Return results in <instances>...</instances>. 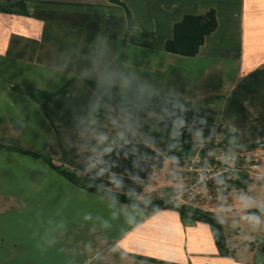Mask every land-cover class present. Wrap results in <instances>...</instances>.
<instances>
[{
	"label": "crops",
	"instance_id": "crops-1",
	"mask_svg": "<svg viewBox=\"0 0 264 264\" xmlns=\"http://www.w3.org/2000/svg\"><path fill=\"white\" fill-rule=\"evenodd\" d=\"M211 11L216 28L195 57L165 51L185 17ZM73 54L107 67L90 77L57 65ZM205 126L240 144L264 138V0H0V264H264L256 251L220 258L206 224L87 193L36 157L82 175L116 144L160 152ZM172 166L138 200L169 203ZM248 184L234 204L251 216L264 192ZM219 210L202 211L235 250Z\"/></svg>",
	"mask_w": 264,
	"mask_h": 264
},
{
	"label": "trees",
	"instance_id": "trees-1",
	"mask_svg": "<svg viewBox=\"0 0 264 264\" xmlns=\"http://www.w3.org/2000/svg\"><path fill=\"white\" fill-rule=\"evenodd\" d=\"M116 3V0H109ZM22 9V5H18ZM216 28L214 13L211 11L202 17H185L182 22L175 26L174 36L170 43L165 46L167 53L192 58L198 53L204 39ZM26 93L36 101V97ZM44 96V95H41ZM45 101H50L52 95H45ZM216 126L188 127L181 129L163 151H154L140 144H116L111 150L103 151L89 171L82 175L67 172L62 166H55L48 156L38 155L58 175L68 181L74 187L87 193L115 201L127 206L137 207L149 212L159 210L175 211L182 224L191 223L206 224L213 237V241L220 258H232V251L226 245L222 226L211 214L200 212L186 205H172L166 202L148 203L138 200L148 182L155 172L164 167L166 161H173L181 156L191 155L192 147L190 139L203 133H211ZM228 143L238 144L226 133ZM63 160V156H61ZM103 169V174H101ZM249 183L243 179L237 186L239 189ZM255 217H264V209L248 212ZM251 249L264 256V239L250 245Z\"/></svg>",
	"mask_w": 264,
	"mask_h": 264
},
{
	"label": "built area",
	"instance_id": "built-area-1",
	"mask_svg": "<svg viewBox=\"0 0 264 264\" xmlns=\"http://www.w3.org/2000/svg\"><path fill=\"white\" fill-rule=\"evenodd\" d=\"M191 155L173 160L172 175L183 194L171 198L170 204L186 205L196 209V192L209 197L211 207L216 209L221 201L219 193L228 196L237 192L243 179L264 178V138L247 144H232L226 140V132L216 127L211 133L196 135L190 139ZM175 165V166H174ZM214 192L217 197L210 196ZM229 197L223 198L225 203ZM207 206V203H205Z\"/></svg>",
	"mask_w": 264,
	"mask_h": 264
},
{
	"label": "rangeland",
	"instance_id": "rangeland-1",
	"mask_svg": "<svg viewBox=\"0 0 264 264\" xmlns=\"http://www.w3.org/2000/svg\"><path fill=\"white\" fill-rule=\"evenodd\" d=\"M67 56H69V55H67ZM72 57H75L74 62H71L72 64L70 62L65 61L64 59L60 58V59H58L57 65L68 68V69L70 68L76 74H80V75L84 74V75H87L90 77H96V75L99 76L103 71H105V68L107 67L105 65L102 66L101 63H99L100 67H98L97 62L95 64H93L92 67H88L87 65H85V67H83V66L81 67V65H79V61H80L79 55L73 54ZM70 65H72V67ZM109 72H111V69H109ZM171 178L174 179L175 187L173 189H175V190H172V193L170 195V199L178 197L180 194L184 193V192H181L183 189L177 183L178 178L176 177V175H174V174L171 175ZM246 189H247V191L249 189L248 192H262V191L264 192V178L259 179V180L258 179L250 180ZM240 192H246V190L242 191L241 189L237 188V192H234L233 194L230 195V196H232L231 199H234L233 200V211H231L230 206H228L230 198L227 199V201L225 203L222 201L223 198L229 197L228 192H220L219 193L221 201L216 206V209H218V210L220 209L219 214L221 215V217L223 219H226V220H223V225H224L223 228L225 230L224 232L228 235V238L231 241V245L237 249V250L236 249L235 250L230 249L232 251V255H233L232 258H234V255L236 254L237 251H238L237 252L238 256H240V257L244 256V252L254 251L250 247V245H252L254 243L250 244V243H247L246 241L254 242L255 240L262 241L264 239V221H263V223L261 222L258 225L254 220L251 219L252 216L246 215L245 211L241 212L242 211L241 208L235 209L236 208L235 202H237L235 200H239ZM209 194L211 197H213V200H214V197H217L216 194H214V192H209ZM237 197H238V199H236ZM208 198L209 197L205 196V194L203 192H196V202L192 201L193 204H196V210H199L200 212H203L204 210H206V211L212 210L214 207H211L212 204L209 202L210 200ZM205 203H207V206L205 205ZM246 207H250L248 212L264 209V208H260V207L259 208L254 207L253 204H251V202H249V205ZM238 212H241V213L238 214ZM231 213H233V214H231ZM230 215L232 217L228 218L227 216H230ZM232 219H233V221H231ZM233 225L242 228L245 231V236L244 235L240 236V234L237 235L236 234L237 230L233 229ZM241 252H243V255L241 254ZM247 256L249 257V262L250 263L253 262L251 255H247ZM254 264H260V262L257 261Z\"/></svg>",
	"mask_w": 264,
	"mask_h": 264
},
{
	"label": "clouds",
	"instance_id": "clouds-1",
	"mask_svg": "<svg viewBox=\"0 0 264 264\" xmlns=\"http://www.w3.org/2000/svg\"><path fill=\"white\" fill-rule=\"evenodd\" d=\"M92 110H93V111L96 110V105H95V104L93 105V109H92ZM121 135H122V134H121ZM105 139H106V137H99V138H98V142L101 143V144H103L104 141H105ZM92 166H95V165H92ZM101 174H103V169H101ZM251 219L254 220V221H256V223H257L258 225L261 223V221L259 220L258 217L252 216Z\"/></svg>",
	"mask_w": 264,
	"mask_h": 264
}]
</instances>
